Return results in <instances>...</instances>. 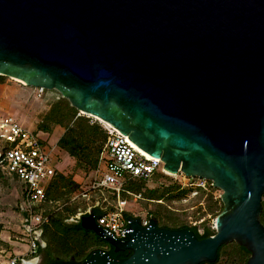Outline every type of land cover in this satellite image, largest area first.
<instances>
[{
    "label": "water",
    "instance_id": "1",
    "mask_svg": "<svg viewBox=\"0 0 264 264\" xmlns=\"http://www.w3.org/2000/svg\"><path fill=\"white\" fill-rule=\"evenodd\" d=\"M0 75L58 90L164 169L223 190L215 234L143 226L82 264H201L231 242L264 264V0H0Z\"/></svg>",
    "mask_w": 264,
    "mask_h": 264
},
{
    "label": "rangeland",
    "instance_id": "2",
    "mask_svg": "<svg viewBox=\"0 0 264 264\" xmlns=\"http://www.w3.org/2000/svg\"><path fill=\"white\" fill-rule=\"evenodd\" d=\"M58 104L61 107L57 109V112H66L68 108L74 107L67 98L63 97L54 88L31 86L15 78L0 75V112L3 115L12 116L25 129L33 131L49 150L53 151L52 154L58 174L72 177L74 181L80 184L79 189L86 188L95 176L98 163L93 169L84 170L78 168L76 166V158L70 156L60 147L58 141L66 131V124H62L59 121L62 112L55 117L53 114L49 116L51 109H54L53 107ZM77 115L85 116L92 122H98L104 128L108 126L104 120L96 116L80 113L79 111ZM62 121H65V123L69 122L66 118L62 119ZM72 123L73 121L70 124ZM45 126H49V130H45L43 128ZM0 168L5 173L0 178V224L2 225L0 232V260H2L9 255H22V253H26L28 245L21 242L22 240L19 236V232L21 231V214L17 206L22 191L21 183L15 180L12 177L13 175L5 168ZM142 181L144 182L140 193L142 197L136 201L133 199L128 200L125 209L126 214L127 212L131 213L137 219H141L142 217L151 219V211L160 207L164 211L163 213H169L172 219L169 221L174 225L197 226L200 232H203L207 226L215 229L217 211L209 212V205L221 198L223 190L215 187L211 180L200 177H189L182 171H179L174 175L158 172L149 180ZM171 186H179V188L170 192L163 200L155 201L145 197L144 192L146 190ZM211 187H214V189H211ZM199 188H203L204 191L199 190ZM132 191L137 193L135 188ZM76 192L78 190L70 194L65 202H71L70 198ZM110 200L115 204V199ZM53 202V207L55 208L57 203L62 204L63 200H53ZM71 204L78 206V213L76 216H71L68 219L70 222L78 220L77 215L80 212H84L86 207L88 209L87 201H74ZM163 221L164 219L161 222ZM104 241L107 245H111L108 241ZM233 251V247L229 246L225 249L223 257L219 262L205 264H231V257L234 258ZM41 260L42 256L39 255L38 258L33 260L32 264H40Z\"/></svg>",
    "mask_w": 264,
    "mask_h": 264
},
{
    "label": "built area",
    "instance_id": "3",
    "mask_svg": "<svg viewBox=\"0 0 264 264\" xmlns=\"http://www.w3.org/2000/svg\"><path fill=\"white\" fill-rule=\"evenodd\" d=\"M105 128L108 135L99 155L95 176L70 201L82 198L88 203V209L80 212L78 219L82 214L93 213V208L102 210L103 213L96 217L97 223L113 237L125 240L129 237L126 230L130 227L129 218H134L125 212L128 200L136 201L142 197L132 191L129 184L135 179L149 180L159 169L167 172L162 160L145 154L128 135L113 125ZM52 152L33 131L25 129L12 116L0 112V167L18 176L25 184L26 190L20 202L19 236L21 242L28 245L26 253L9 255L0 260V264H32L39 257L40 246H46L44 228L50 222L52 211L61 207L57 204L54 208V202L47 196V187L57 173ZM107 193L115 196V204ZM139 220L143 226L150 222L148 217Z\"/></svg>",
    "mask_w": 264,
    "mask_h": 264
},
{
    "label": "trees",
    "instance_id": "4",
    "mask_svg": "<svg viewBox=\"0 0 264 264\" xmlns=\"http://www.w3.org/2000/svg\"><path fill=\"white\" fill-rule=\"evenodd\" d=\"M61 106L59 104L51 109L54 117L61 112H57ZM78 110L75 107H70L66 112L60 114V123L66 124V131L58 141L60 147L65 150L70 156L76 158V166L81 169H93L96 167L99 159V155L103 149V146L107 139V130L98 122H92L89 118L77 115ZM69 122L62 121V119ZM73 121L72 124H70ZM56 122V119H55ZM45 130H49V126L43 127ZM163 172L162 170H157ZM165 173V172H164ZM5 173L0 168V178ZM13 178L21 183L22 191L18 202L17 209L20 211V202L25 193L26 187L24 182L16 175L12 174ZM11 176V175H10ZM142 185L144 182L140 179H135L129 184V188H134L137 193H141ZM136 186V187H135ZM80 184L73 180L72 177L64 176L63 174L54 175L51 182L47 187V196L49 200H63L61 207L52 211L50 222L45 226L43 232V239L46 242V246H40L38 256H42L40 264H82L95 250H105L115 258L127 257L131 254V250L115 251L112 245H107L105 241L90 229H86L82 226L81 219L68 221L71 216H76L78 206L72 205L71 202H65L68 196L74 191L79 190ZM179 186L160 187L149 189L144 192L145 197L150 200L160 201L165 199L168 194ZM214 189V187H211ZM199 190L204 191L203 188ZM110 199H115L112 193H107ZM125 196V195H124ZM71 199V198H70ZM75 201H85L79 198ZM112 203V202H111ZM159 203V202H157ZM58 204V203H57ZM263 209L261 213V221L264 224V195L262 199ZM88 206V205H87ZM224 203L219 198L215 203L209 205V212L217 211L216 217L222 212ZM87 210V207L84 211ZM164 211L158 207L151 211L152 218L157 220V224L160 227H167L171 229L188 228L193 230L199 238H205L215 234L216 230L207 226L203 232L198 230L197 226H189L185 224L174 225L169 213H163ZM93 213L98 218L103 211L98 208H93ZM128 217H133L131 213L127 212ZM162 219H164L163 222ZM174 219V218H173ZM173 222V221H172ZM2 225L0 224V232ZM229 246L233 247L234 258L231 257V264H247V260L250 257V251L242 245L236 242L224 244L219 248L218 258L214 263L220 261L223 257L225 249ZM209 262H202L205 264Z\"/></svg>",
    "mask_w": 264,
    "mask_h": 264
},
{
    "label": "bare ground",
    "instance_id": "5",
    "mask_svg": "<svg viewBox=\"0 0 264 264\" xmlns=\"http://www.w3.org/2000/svg\"><path fill=\"white\" fill-rule=\"evenodd\" d=\"M16 80H19V81H21L22 83H24V84H26L25 82H23L22 80H20V79H17V78H15ZM104 122H106V121H104ZM107 123V125L108 126H110L111 124L110 123H108V122H106ZM132 141V140H131ZM133 142V141H132ZM133 144L137 147V148H139L141 151H143L145 154H147L148 156H150V157H154V156H152L151 155V153H149L148 151H146L145 149H143V148H141L140 146H138L135 142H133ZM154 158H157V157H154ZM157 159H160V158H157ZM161 160V159H160ZM164 167V166H163ZM165 171L168 173V174H172V175H174L175 173H172V172H170V171H168V170H166L165 169Z\"/></svg>",
    "mask_w": 264,
    "mask_h": 264
}]
</instances>
